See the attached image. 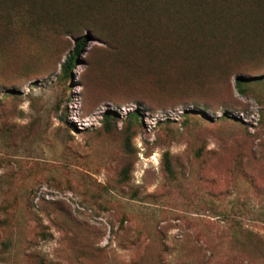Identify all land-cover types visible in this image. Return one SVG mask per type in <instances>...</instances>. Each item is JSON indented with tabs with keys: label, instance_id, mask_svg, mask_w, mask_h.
Segmentation results:
<instances>
[{
	"label": "rangeland",
	"instance_id": "obj_1",
	"mask_svg": "<svg viewBox=\"0 0 264 264\" xmlns=\"http://www.w3.org/2000/svg\"><path fill=\"white\" fill-rule=\"evenodd\" d=\"M251 6L0 0V264H264Z\"/></svg>",
	"mask_w": 264,
	"mask_h": 264
},
{
	"label": "trees",
	"instance_id": "obj_2",
	"mask_svg": "<svg viewBox=\"0 0 264 264\" xmlns=\"http://www.w3.org/2000/svg\"><path fill=\"white\" fill-rule=\"evenodd\" d=\"M213 1H216V0H178V2H180L182 7L185 8L186 10L195 9V7L196 9H198V6L204 7L206 4L213 2ZM245 2H247V4L249 2L252 5L251 8L252 7L254 8L264 7V0H245ZM84 42L85 40L82 43L78 42L75 45L73 49V54H70V56L67 58V61L61 66L63 72L66 73V70L70 68L71 66H73L76 55L81 50ZM235 81H236V84L240 86V81H241L240 77H236ZM133 114L136 115V112L134 111Z\"/></svg>",
	"mask_w": 264,
	"mask_h": 264
}]
</instances>
